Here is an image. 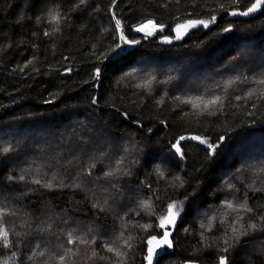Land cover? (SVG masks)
<instances>
[{
  "label": "trees",
  "instance_id": "trees-1",
  "mask_svg": "<svg viewBox=\"0 0 264 264\" xmlns=\"http://www.w3.org/2000/svg\"><path fill=\"white\" fill-rule=\"evenodd\" d=\"M254 2L0 0V264H120L105 245L143 264L181 201L160 264H264V8L231 14ZM148 20L162 30H134ZM189 20L209 25L177 39Z\"/></svg>",
  "mask_w": 264,
  "mask_h": 264
},
{
  "label": "snow or ice",
  "instance_id": "snow-or-ice-1",
  "mask_svg": "<svg viewBox=\"0 0 264 264\" xmlns=\"http://www.w3.org/2000/svg\"><path fill=\"white\" fill-rule=\"evenodd\" d=\"M85 2H86V0H80V4H83ZM114 5H115V0H113V6ZM262 8H264V0H255V2L252 3L251 6L248 7L246 11H239V12L233 11L231 14L232 15L247 16L251 13H255V12L261 10ZM111 14L113 15V18L115 19V12L112 11ZM48 15L50 17V22L52 24L59 25L60 19H61V14L59 13V11H56V12L50 11L48 13ZM214 20H215V17H212V21H214ZM115 24H116V28L119 30L118 39L120 41H123L124 44H126V45H132V44H138L139 43V41H137V40H129L126 38V36L123 32V28L121 26L120 19H115ZM201 25L203 27H208L209 22L204 21V20H189L185 24L178 25L176 28V32L178 33L177 39L181 38V36L184 33H186L188 29L196 28L197 26H201ZM58 30H59L58 27H54L52 31L54 33ZM134 30L136 32L145 33V35H147V36H152L156 33L158 28H157V25L153 21L149 20L146 23H144L143 25L135 27ZM160 30H162V26H161ZM225 31H230V29H225ZM44 35L49 36V35H51V33L45 31ZM165 42L170 43L171 41L168 40L167 38H165ZM118 50H121V51L123 50L120 43H117L115 45V47H113L111 49L110 53L105 54L104 59H108L112 53L119 54ZM29 63H31V61H29ZM21 70H23V69H21ZM95 75H96V77H99L100 69H96ZM150 83H151V81H147L145 86L150 85ZM261 83H264V81H261ZM249 95H251V93ZM236 99L240 100L241 97L238 96V97H236ZM218 100H219V97H216L212 100H209L204 105L205 109H207L209 107V105L215 104ZM51 102L52 101H46V103H51ZM93 103H96V101L94 100ZM193 107H199V105L193 104ZM253 107H255V105H253ZM184 139H185V137H183V136L180 137L179 140L176 142V144L173 145L175 152L180 154L181 156H183V153L181 152V148H180L179 144H180V141H183ZM191 139L197 140L200 143H206L208 149L210 150V154H214L216 152L218 145H215L213 143H209V142H207V140H202L201 137H199V136H192ZM221 139H223V138H221ZM8 151H9V149H7V148L4 149V152H8ZM113 174H114L113 172L106 173V175H109V176H111ZM162 175H163V173H161V176ZM19 179L21 181H23L25 179V177L20 176ZM176 179H179V178L177 177ZM34 183L39 184L40 181L36 180V181H34ZM47 187H52V185L49 184V185H47ZM226 204H227L228 208H233V205L231 202H226ZM182 205H183V201L180 202V205H178L176 203L168 204L166 215L159 218L158 227H159V229H161V234L150 235L146 240L144 255H143V264H160V259L163 256L171 254L169 252V249L174 248L173 240L171 237L173 235V230L176 228L178 219L181 218V213L183 211ZM149 206L150 205L147 203H145L143 205V207H149ZM239 207L241 209L247 211V212H252V209L247 207L246 202L244 204H241ZM2 214L3 213H0V215H2ZM144 227L147 228L148 226L145 225ZM201 227H204V225L202 224ZM249 227L255 228L256 225L252 224V225H249ZM233 232L238 233V235H244V236H246L248 234L247 231H242V230L237 229L235 227H233ZM121 236H123V233H121ZM0 238H2L4 246L8 247L10 242H9V233L7 232V230L0 228ZM130 240H131V237H129L127 240L124 241L125 247H127L129 249L132 248V244L129 242ZM68 243L69 244L77 243V241L71 237V234H69ZM79 243L90 244V243H95V240L87 241V240L81 239V240H79ZM104 247L106 248V250L108 252L114 253V255L120 259V264H123L124 253L122 251H120L119 249H115V248L108 246V245H105ZM68 251L70 252L71 249H69ZM223 251L227 252L228 248L223 249ZM96 255L97 254L95 252H93V257H96ZM100 259H107V258L106 257H100ZM59 260H60L61 264H63V262L65 261V256L61 255L59 257ZM218 261H219V264H229L228 258L226 256H223V255H221L218 258ZM185 264H194V262L193 261H186Z\"/></svg>",
  "mask_w": 264,
  "mask_h": 264
},
{
  "label": "rangeland",
  "instance_id": "rangeland-1",
  "mask_svg": "<svg viewBox=\"0 0 264 264\" xmlns=\"http://www.w3.org/2000/svg\"><path fill=\"white\" fill-rule=\"evenodd\" d=\"M148 21H149V20H148ZM151 21H153V20H151ZM153 22H154V21H153ZM157 27H160V26L157 25ZM158 29H159V28H158ZM160 29H161V27H160ZM156 32H157V31H156ZM141 33H142V32H141ZM143 34H145V33H143Z\"/></svg>",
  "mask_w": 264,
  "mask_h": 264
},
{
  "label": "bare ground",
  "instance_id": "bare-ground-1",
  "mask_svg": "<svg viewBox=\"0 0 264 264\" xmlns=\"http://www.w3.org/2000/svg\"><path fill=\"white\" fill-rule=\"evenodd\" d=\"M157 28H158V27H157ZM158 30H159V29H158ZM158 30H157V31H158Z\"/></svg>",
  "mask_w": 264,
  "mask_h": 264
}]
</instances>
